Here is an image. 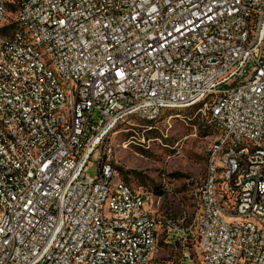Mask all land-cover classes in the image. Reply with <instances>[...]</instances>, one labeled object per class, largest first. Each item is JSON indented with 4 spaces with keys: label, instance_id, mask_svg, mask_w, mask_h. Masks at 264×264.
<instances>
[{
    "label": "built area",
    "instance_id": "built-area-1",
    "mask_svg": "<svg viewBox=\"0 0 264 264\" xmlns=\"http://www.w3.org/2000/svg\"><path fill=\"white\" fill-rule=\"evenodd\" d=\"M194 106L217 137L182 227L105 140ZM159 232L264 264V0H0V264H152Z\"/></svg>",
    "mask_w": 264,
    "mask_h": 264
},
{
    "label": "rangeland",
    "instance_id": "rangeland-1",
    "mask_svg": "<svg viewBox=\"0 0 264 264\" xmlns=\"http://www.w3.org/2000/svg\"><path fill=\"white\" fill-rule=\"evenodd\" d=\"M199 107L165 110L153 121L120 124L105 140L116 178L152 194L159 212L170 214L182 227L192 213L190 189L204 176L217 137ZM85 173L95 176L97 165H88ZM183 253L199 264L193 240L167 239L159 232L152 264H179Z\"/></svg>",
    "mask_w": 264,
    "mask_h": 264
}]
</instances>
